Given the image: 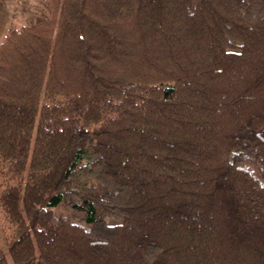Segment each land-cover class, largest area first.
Masks as SVG:
<instances>
[{"label": "trees", "instance_id": "1", "mask_svg": "<svg viewBox=\"0 0 264 264\" xmlns=\"http://www.w3.org/2000/svg\"><path fill=\"white\" fill-rule=\"evenodd\" d=\"M0 42V264H264V0H46Z\"/></svg>", "mask_w": 264, "mask_h": 264}, {"label": "rangeland", "instance_id": "2", "mask_svg": "<svg viewBox=\"0 0 264 264\" xmlns=\"http://www.w3.org/2000/svg\"><path fill=\"white\" fill-rule=\"evenodd\" d=\"M47 13L48 7L46 0H22L12 16V27L19 28L22 25L34 23L38 16ZM1 190L0 181V192ZM10 231L11 228L7 217L0 206V250H6V237Z\"/></svg>", "mask_w": 264, "mask_h": 264}, {"label": "crops", "instance_id": "3", "mask_svg": "<svg viewBox=\"0 0 264 264\" xmlns=\"http://www.w3.org/2000/svg\"><path fill=\"white\" fill-rule=\"evenodd\" d=\"M22 0H0V42L12 27V16Z\"/></svg>", "mask_w": 264, "mask_h": 264}]
</instances>
